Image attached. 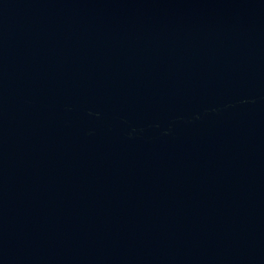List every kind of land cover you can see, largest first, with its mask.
I'll list each match as a JSON object with an SVG mask.
<instances>
[{
  "label": "water",
  "instance_id": "obj_1",
  "mask_svg": "<svg viewBox=\"0 0 264 264\" xmlns=\"http://www.w3.org/2000/svg\"><path fill=\"white\" fill-rule=\"evenodd\" d=\"M0 264H264V0H0Z\"/></svg>",
  "mask_w": 264,
  "mask_h": 264
}]
</instances>
